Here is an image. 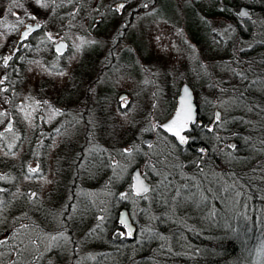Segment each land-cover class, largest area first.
<instances>
[{
	"label": "trees",
	"instance_id": "trees-1",
	"mask_svg": "<svg viewBox=\"0 0 264 264\" xmlns=\"http://www.w3.org/2000/svg\"><path fill=\"white\" fill-rule=\"evenodd\" d=\"M190 1L192 14L201 18L199 33L191 31V37L202 59L197 61V74L190 72L187 81L194 91L200 122L186 132L185 145L161 130L155 134L152 129L144 130L151 112L146 101L135 106L132 97L128 106L131 122L117 124L110 111L113 105L120 106L116 93L93 96L86 88L84 104L88 110L94 108L101 124L86 140L73 125L51 134L61 133L51 157L55 177L52 186L40 192L36 172L30 171L27 161L38 145L40 171L48 169L52 138L48 132L37 141L40 134L34 129L26 134L22 119L14 115L19 132L14 149L26 146L19 161L7 158V153L0 156V169L10 174V180L2 182L0 209L20 220L31 216V228L46 226L43 220L51 225L57 221L56 230L69 243L78 242L81 251L90 253L85 264H258L264 254V0ZM240 5L249 8L248 17L237 15ZM212 16L221 19L219 27L208 25ZM91 69L88 66L86 73ZM212 80L234 100L220 130V121L211 123L212 100L218 95ZM162 81L164 111L156 115L158 119L169 116L176 103L177 87L171 86L169 75ZM68 91L78 92V82L71 81ZM142 135H154L152 144L143 146L146 151L141 149ZM130 144L134 147L127 155L134 161L117 178L114 153ZM91 145L92 150L86 151ZM0 148H5L3 142ZM147 149H153L152 154ZM136 166L143 167L151 183L144 195L135 194L130 185ZM81 187L112 190L111 196L93 200L86 193H76ZM101 205L108 208L106 212L98 209ZM122 207L135 224L133 236L119 222ZM21 231L5 239L4 246L10 248L20 240ZM57 253L54 249L48 256Z\"/></svg>",
	"mask_w": 264,
	"mask_h": 264
},
{
	"label": "rangeland",
	"instance_id": "rangeland-1",
	"mask_svg": "<svg viewBox=\"0 0 264 264\" xmlns=\"http://www.w3.org/2000/svg\"><path fill=\"white\" fill-rule=\"evenodd\" d=\"M94 4V2L92 5L90 4L89 8L93 9ZM192 13L193 8L190 0H164L162 2V7H157L156 9L152 8L149 14L146 13L137 18V22L134 23L128 34V39L131 43L130 48L118 54V63L122 62L125 66H114L115 72H113L115 74L112 75L114 81L111 83L116 90L130 91V94L134 98L135 106L138 105L139 101H146V104L151 105L150 123L144 124V129L146 130L153 129L152 123L156 115H161L164 111L163 95L165 93H163L164 84L162 78L169 75L171 86L173 88L177 87L176 95L181 83L185 81L188 82V74L190 72L192 74H197L195 67L197 61L202 59V54L198 45L192 40L191 35L193 33H191V31H194L195 34L199 33L201 18L195 17ZM208 21V25L212 28L219 27L217 24L221 23V19L217 16L208 18ZM191 25L194 27L193 29ZM225 31L224 34L226 35ZM72 41L74 42L72 44L73 46L80 41L77 34H72ZM101 41L102 39L99 38L95 40L94 49L100 46L99 43ZM121 45L122 41L119 42L118 47L120 48ZM141 52H143L145 56H142L140 58L142 62H139L135 53L140 55ZM75 61V58H71V65L69 67L53 72H48L37 63H30L27 66L25 77L18 91V99L20 102L17 104L15 112L17 117L22 119L26 128V134L34 126V122L36 121L37 123V113L39 111L45 115L41 119L45 121V123L54 120L57 111L53 108V105H57V96L60 95V92L68 89V75ZM141 63L149 70L147 71L148 77L144 78V80L141 78V75L140 80H138L139 78L137 77L142 71ZM108 82H110V80L99 83L100 86L98 88L100 90L104 89V84ZM211 82H213L212 86H215L214 89L218 90L216 91V93L218 92L216 99L213 98L212 100L211 113L213 114L214 107H217L221 111L219 120L221 124L218 127L220 130V128L223 129L226 114L232 110L234 100L231 99V95L227 96L226 93H224L226 88L222 87L219 82L216 80H212ZM143 83L148 87L145 94L140 93V84ZM96 86H98V84H95L92 88L95 89ZM203 90L205 91V89ZM80 96L81 97L76 98V100L72 102V108L70 110V113L73 112V114L78 115V118L80 117L79 113L81 109L85 107V100H83L84 93ZM90 99L91 101L93 100V98ZM120 101L121 105H126L123 98ZM127 116L121 114L117 115L119 121L123 123H126ZM8 117L7 111L4 112L0 109V131L3 132V134H0V142H3L5 146V148H0V156H4L5 153H7V158L9 157L14 161H19L26 145L20 146V151L14 149L19 137V132L17 130L15 118L11 128H5L4 122H6ZM88 119L89 121H94L91 118ZM52 139L53 141L48 151V169L42 172L40 171V166H38L37 169L35 168V159L27 161L30 169H36L34 176L35 183L40 188V192L46 191L54 182L55 175L52 171L51 157L55 154L56 149H58L57 147L60 143L61 136L55 133ZM87 148L86 151L92 150V145L89 147L87 146ZM5 149L8 150V152H6ZM37 150L33 149L32 152L36 155L37 153L35 151ZM152 150L149 151V149H147L151 154ZM128 152L129 148L125 147L122 150H116L114 153V155L117 156L115 157L114 167V173L117 178L124 175L134 161L131 156L127 155ZM8 174L9 173L5 170L0 169V182L9 181L10 174ZM23 183L24 181L21 180L20 185ZM110 191L112 190L103 189L101 191H88L81 187L76 190V193H86L88 198L99 201L101 196H111ZM98 209L106 212L108 208L101 205ZM13 219H17V217L14 218L9 214L7 215L4 210L1 211L0 209V228H2L0 234V242H2L0 243V260L2 259V264H85L89 259L90 253H87L86 250L81 251L78 242L71 244V241V243H69L67 236L56 230L57 221L55 224L51 225L46 223V220H43L42 224H46V226L42 225L41 227L38 226L39 228H31L30 226L33 225L30 221L31 216H26V219L23 220L17 219L16 222H14ZM44 229H47L48 232L46 233ZM17 230H22L21 239H16L17 242L15 241V243H12L10 248L6 247L7 244L4 246L5 244L3 241L12 238L11 234L13 236ZM49 230L51 232H49ZM55 230L57 232H55ZM15 234L17 235V233ZM54 249H58L57 255L48 256V253H52ZM44 257H46V259ZM63 258L64 261H61ZM47 261H49V263H47ZM258 264H264V254L258 261Z\"/></svg>",
	"mask_w": 264,
	"mask_h": 264
},
{
	"label": "flooded vegetation",
	"instance_id": "flooded-vegetation-1",
	"mask_svg": "<svg viewBox=\"0 0 264 264\" xmlns=\"http://www.w3.org/2000/svg\"><path fill=\"white\" fill-rule=\"evenodd\" d=\"M163 1L164 0H40V2L37 3V0H0V80L3 81V83H0V109L4 112L7 111L9 115L6 122L3 120L5 128H11L14 120L17 104L20 102L18 99V91L25 77L27 66L30 63H37L48 72L59 71L71 65V58H75L76 61L72 66L73 69L71 68L70 74L68 75V81L69 84H71L73 80L78 82L79 91L70 93V91L66 89L67 91L63 90L60 92V95L57 96L58 106L56 104L53 105V108L57 111L53 121L45 123V121L41 120L45 115L41 111L37 113L38 121L37 123L35 121L34 126L31 128L34 129V132L36 131L40 134L37 141H42L45 138V133L49 132L48 135L52 138L51 134L53 132L69 128L71 125L79 128L80 134L83 138L85 137V140L88 133L90 135L95 133L93 129L99 127L101 122L98 121V115H96V111L94 112V108L90 107L88 110L85 106L81 109L79 118L78 115L73 114V112L70 113L72 102L75 101L76 98L81 97L80 95L82 93H84V96L87 95L86 88L89 89L90 94L93 96L99 92L101 94L103 93V96L108 97L116 93L115 97L120 106L117 107L113 105V107H111V117H113L114 123L117 124L118 122L123 125L130 123L131 117L128 112V106L133 96L130 94V91L114 89L112 84L114 81L112 75L115 74L114 66H125L122 62L118 63V54L130 48L131 43L129 42L128 34L134 23L137 22V18L146 13L149 14L152 8L156 9L157 7H162ZM93 2L95 4L93 5V9H91L89 5H92ZM120 4H124V7L117 11ZM32 16H35L36 19H32ZM37 25H39L38 28L36 27ZM29 27L33 28L34 31L29 34L27 39L21 40V34L27 31ZM72 34H77L80 39L74 46L72 45L74 43L72 41ZM49 35L52 37L51 40L49 39ZM97 38L102 39L99 43L101 47L99 46L97 49H94V42ZM120 41H122V45L119 48L118 45ZM59 45H63V47L57 51ZM8 56H11L12 59L5 64L4 58ZM135 56L138 57L139 62H142L140 58L142 56L144 57L145 54L143 52H141L140 55L135 53ZM88 66H92L89 74L86 73ZM141 66L142 71L141 74L137 76L139 78L138 80H140V75L143 80L148 77L147 71L149 70L142 63ZM107 80H110V82L104 84V89L100 90L98 88L100 86L99 83ZM87 82H89L90 86ZM95 84H98V86L94 89L92 87L95 86ZM140 85L142 86L140 93L145 94L148 87L144 85V83ZM71 96L77 97L73 100H71V98H66L65 103L61 101L63 97ZM122 98L126 105H121L120 100ZM118 114L128 115L126 123L119 121L117 117ZM148 114L150 115L151 112L149 111ZM169 116L164 119H154L152 123L154 134L158 130L166 133L160 128L159 122L156 123L155 121L166 120ZM88 118L94 121H89ZM88 129H90L91 132H88ZM144 130L148 131L151 129ZM1 133L3 134L2 131H0V134ZM54 135L55 134H53V136ZM146 136H151L154 140V135H142L140 141L143 151V146L152 144H145L143 142ZM51 141H53V139H51ZM86 144H82L83 152H85L84 146ZM125 147H128L130 150L133 149L134 144H130L129 146L126 145ZM37 148L38 145H35L34 149L37 150ZM34 156H32V159H35V168L37 169L39 160L36 155ZM0 185H3L2 182H0ZM4 189L0 187V191Z\"/></svg>",
	"mask_w": 264,
	"mask_h": 264
},
{
	"label": "water",
	"instance_id": "water-1",
	"mask_svg": "<svg viewBox=\"0 0 264 264\" xmlns=\"http://www.w3.org/2000/svg\"><path fill=\"white\" fill-rule=\"evenodd\" d=\"M241 13H244V14L242 15ZM237 15L239 17H242V18L248 17L249 16V8L246 5H240L238 10H237ZM182 101H183V105H182ZM214 102H215V100H214ZM182 106L186 109L189 107L191 108L192 119H193L194 123L200 122V119L198 118V110H197L198 106H197V102L195 100L194 91H193L191 85L186 81L183 82L179 87V91H178V94L176 96V104H175V107H174L172 114L166 120H163V121L156 120L155 122L156 123L159 122V126L162 130H164L167 134L173 136L179 144L184 145L185 143H183V144L180 143L179 139L176 136H174L172 133L166 131L165 128L163 127V125H167L176 116L177 112L181 109ZM220 117H221V111L217 107H214L213 118L211 120V123L214 124L216 121H219ZM194 123L190 122L188 124L187 128L181 132V135L185 136L186 139L188 138L186 132L190 129L191 125ZM152 141H153V138L151 136H146L143 139V142L145 144H151ZM231 144H233V143H231ZM0 187L2 189L5 188L4 185H0ZM131 188H132V191L137 195H144L151 188V184L143 175L142 167H140V166L134 167L131 171ZM144 188H146L147 191H143ZM118 219H119V222L124 225L126 231L129 233V236H133L136 227H135V224L132 222L126 207H122L120 209V211L118 213ZM128 264H131V263H128Z\"/></svg>",
	"mask_w": 264,
	"mask_h": 264
},
{
	"label": "snow or ice",
	"instance_id": "snow-or-ice-1",
	"mask_svg": "<svg viewBox=\"0 0 264 264\" xmlns=\"http://www.w3.org/2000/svg\"><path fill=\"white\" fill-rule=\"evenodd\" d=\"M40 0H37V3H39ZM44 6V5H41ZM124 7V4H120L118 6L117 11H119V9H122ZM242 15L244 13H241ZM32 19H36L35 16L31 17ZM37 28L39 27V25L36 26ZM34 31L33 28L29 27L27 31H25L24 33L21 34V40L27 39L29 34ZM49 39L51 40L52 37L49 35ZM63 47V45H59L57 47V51H59V49ZM12 59L11 56L5 57L4 58V63L7 64V62ZM0 83H3L2 80H0ZM186 91V90H185ZM182 105H183V101H182ZM190 122H193L192 119V113H191V108H184L183 106L181 107V109L177 112L176 116L167 124V125H163V127L165 128L166 131L172 133L174 136H176L180 143H187V139L185 136L181 135V132L184 131L188 124ZM203 151V150H201ZM30 171L34 172L36 171V169H30ZM143 191H147L146 188L143 189ZM123 222V221H122Z\"/></svg>",
	"mask_w": 264,
	"mask_h": 264
}]
</instances>
